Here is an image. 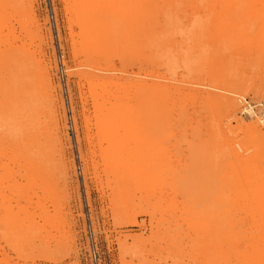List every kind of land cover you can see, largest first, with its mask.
Segmentation results:
<instances>
[{"label": "rangeland", "instance_id": "374dc122", "mask_svg": "<svg viewBox=\"0 0 264 264\" xmlns=\"http://www.w3.org/2000/svg\"><path fill=\"white\" fill-rule=\"evenodd\" d=\"M0 264H264V0H0Z\"/></svg>", "mask_w": 264, "mask_h": 264}]
</instances>
